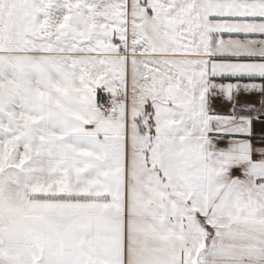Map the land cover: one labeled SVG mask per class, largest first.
I'll list each match as a JSON object with an SVG mask.
<instances>
[{
    "label": "snow or ice",
    "instance_id": "snow-or-ice-1",
    "mask_svg": "<svg viewBox=\"0 0 264 264\" xmlns=\"http://www.w3.org/2000/svg\"><path fill=\"white\" fill-rule=\"evenodd\" d=\"M0 264H264V0H0Z\"/></svg>",
    "mask_w": 264,
    "mask_h": 264
}]
</instances>
